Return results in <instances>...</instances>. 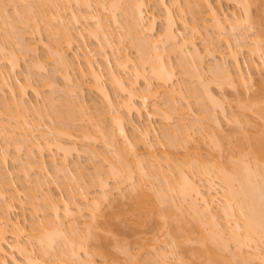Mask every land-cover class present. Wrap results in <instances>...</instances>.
<instances>
[{
	"label": "bare ground",
	"instance_id": "bare-ground-1",
	"mask_svg": "<svg viewBox=\"0 0 264 264\" xmlns=\"http://www.w3.org/2000/svg\"><path fill=\"white\" fill-rule=\"evenodd\" d=\"M11 1L12 0H10V2ZM19 1L21 2V0ZM22 1L23 3L25 1L24 5H30L31 2L40 3L38 0ZM46 1H48V6L50 5L51 8V12L49 10V19L51 18L52 20L50 19V21H54L56 24H53L58 25L57 27L52 28L49 20L47 21L46 16L48 17V15L44 13L45 10H43V12L42 10L36 12L35 7H37V5L34 6V4L31 3V7H28L29 5L26 6L29 8H27V14L29 16L33 15V17L30 18L32 22H34V20L37 21L38 19L41 24L39 22H36V24L39 23L42 25L43 23L46 26H51V28L49 27L48 29L49 31L51 30L50 32H52L54 36V38L53 36L52 38L53 40L55 39L56 44L54 47L48 48L52 55L49 57H52L55 61V65L60 67L58 73L60 72L59 74L61 75L62 80H65L66 83L64 89H59L58 86H55L58 90L53 88L56 92L52 89V93H55L54 95L56 98L57 92L63 90L62 96L65 94V97L69 102L64 100L65 97L62 99L61 96L59 98L68 103L60 102V100L53 102L55 98L53 99L54 95L51 94V96H53H50L51 100L44 101H47V106H49L50 109H53V113H50L49 110L48 112H45L47 111V109L45 110L47 107L45 106L46 104L40 106V108L39 106H36L37 104L32 105L31 102H29L30 104L25 102L23 100L24 94L27 93H25V88L27 89L29 85L27 86L26 84H30V81L25 84V87L24 85L14 84L11 77V73H15L20 66V60L18 59L16 52L13 51V48H17L19 45L26 50L25 47L27 45L23 46L24 43L22 42L23 35H19L20 39L17 40V42L21 40L22 44L19 41L20 44L19 42H15V45L11 44L6 46V44L0 41V80L8 89V92L11 95L10 97L12 98V101L9 100V102L13 105L12 107L7 105L8 107H5V109L8 108L10 110L11 108H14V112L12 111L11 113L9 111L10 115H8L9 117L7 119L0 114V139L4 142L6 149L14 147L17 150H15L17 153L22 152L23 150L27 151V162L23 165L24 167L22 169V171L25 169L26 172H24L26 176L31 172L28 170L38 171L41 175L42 173L44 175L47 174L46 162L43 159L37 161L34 158V151L42 153L44 149H50V152L54 149L63 154L64 159L61 163V169L57 167L58 163L54 157L52 158L51 165L53 168L57 167L56 169L54 168L57 171L56 173H63L66 178H69L72 181V184L79 187L82 186V182L85 184L84 180H86V175L84 176V173L79 170L75 173L68 165V158L76 155L79 158L82 156H88V159L92 161L99 159L102 154L95 148L93 150H87L85 148L83 149L81 146L83 144L80 145L83 139L89 141L88 139H90V136L94 132L99 136V138H95L96 140L98 139L97 142H99L101 138L102 144H105L103 146H105L106 152L109 154V156L107 155L105 157V161L108 163V171H104L105 169L101 165L96 166L95 169L98 168L96 171L94 170L95 173L93 172L92 175L98 181V192L90 197V194L83 190L84 192H81L79 195V198H81L80 202L76 201L75 197H72L73 203H69L64 199L55 198L51 194L49 182L44 179V176H42L43 180H40L42 178H38L39 180L36 179L37 182L35 183L37 184V187L35 185V192H31L32 194L30 193L31 195H29L31 201H33L32 203L35 204L33 206L36 208L33 210L38 218L36 223H34L30 229L31 233L27 234L26 228L22 227L18 220H13L9 215L11 209L14 207L11 199L15 196L9 198L8 194L13 191V195H17L18 191L13 189L14 185L12 182H7L5 180V173L1 172L3 167L1 166L0 264H96V257L103 259L104 261H102L105 264H113L114 262L112 261L114 258L112 257L117 255L116 252H121L126 256H132L130 249L123 244L122 239L124 235H128L125 231L131 233V236L136 237L139 236L141 232L144 233L145 231L143 230H147V228L151 229V233L162 232L161 237L166 238V240L167 238L169 239L168 241L165 240V244L169 246V249L166 247L165 251L164 247L162 252L161 250H157L158 245L156 242L159 238L154 237L149 241V246L152 247V252L154 251L153 253L150 252V255L154 258L150 256L151 258L148 259L152 262H146L147 264H194L192 259L196 257H199V259L203 258V261L205 262L202 264H264V80H262L259 88L255 90L256 92L254 91L253 96L247 99L246 95L245 99L247 100L238 103V113L236 112L232 117L227 115L228 118L225 115L226 111L221 109V114L224 115L222 116L225 117L228 122L237 124V127H239V124L240 126H244L243 123L247 126L250 125L249 122L251 121L247 118L248 114L249 116L252 115L254 117L253 119H257L255 126H253V122H251V124H253L251 126L255 128L256 133H254L258 140L254 139L253 141L256 142L251 146L248 143L247 145L249 147L246 146L247 148L241 147V149H239L235 147V149H238V156L233 153L229 154L226 158L227 162H224L221 158L228 149L225 150L223 141L227 140L226 138L230 135H226V138L224 137L225 140L221 143L220 140H217V136L214 135L215 133L212 130L213 133L210 132L209 129L204 128V124L199 120L200 118H197L198 123L195 121L192 123L193 120L190 122L189 120L191 118L188 120L186 116L188 112H184L183 109V107H185L187 111L189 109L191 110L189 97L195 98V100H197L196 102L201 101L202 104L205 101L206 103H210V106L212 104L213 108H210V106L209 108L205 107L203 110L204 117L207 120L216 123L214 125L220 123L218 122L219 120L217 121L216 116V108L220 106V101L219 98H215V95L211 92L212 90H209V85L205 84L206 81L202 79L205 75L203 71H206L204 69L207 67L204 68L206 65L203 66L202 55L199 54V49L195 44V38L191 35L190 37L192 39L194 38V40H192L187 35H183L179 28H177L178 19L174 14V9L178 7L177 4H179V0H155L156 5L163 12V29L160 33H157V35H155L154 32L158 17H155V14L150 15V18L147 16L149 15L147 0H125V10L123 8L124 12L122 13L125 16V21L123 20L124 27L121 28L124 29L126 27L124 29L126 34L125 37L128 36L126 38H129L138 46V50H136L141 54L138 55V63H136V59H133L130 54L123 55L121 48L115 46L117 44L116 41L121 45L122 38L117 39L115 37V33L109 26L110 22L108 23L107 21L109 18L110 21L112 20L111 23L114 26L115 24L118 26L120 25L118 12L121 8H119L120 3L124 0H94L95 2H92V0ZM235 1L240 7H242L243 15L232 12L230 14L231 20H229L227 16L222 18L219 10L213 6L209 0H203L208 15L211 20L217 24V29L220 33H222L228 25H230V28L233 30L236 28V31L237 29L244 28L239 32L238 39L242 38L239 41V44L242 43L240 47L245 46L249 48L248 53L250 56H256V54L260 53V55H257L260 61L259 63H256L251 59V62L248 61L247 65L249 68L255 70L259 67L264 68V48L262 47L263 45L260 44L261 41L259 43L258 38V40L252 39V35L250 36L248 32H245L252 29L255 25L258 26L261 24L264 26V23H261V17H263L262 15L264 14V6L263 8L257 6V8L259 7V9L256 8V10H258L257 12L254 10L255 14L257 13L256 18L253 17L252 12H254L253 8L256 7L254 3L257 4V2L253 3L252 0ZM261 1L264 2V0ZM4 2V0H0V29L4 28L7 31L9 30L13 35L15 34L14 36L16 38V35L19 34V24L22 25L24 21H18L19 24L16 21V23H13V19H10L11 16L7 13L9 10L7 4ZM47 3L44 4L47 5ZM93 3L96 5V8L98 7L99 12L96 8V13L93 11ZM75 4L77 6L79 5V7L85 8L84 13L76 15L77 13L73 10V5ZM39 5L37 8L41 9L43 5L40 7ZM48 6H46V8H48ZM15 7L14 12H16V16L24 12H20L18 8L16 9ZM32 10H35V13L38 14H32ZM17 11H19V14H17ZM101 11L107 12L108 18L102 17ZM67 15H71V20H75L77 22L76 24L80 23V19L85 22V24L87 23L86 25H88L90 29L86 31L88 32L86 34L91 36L93 40L96 39L95 41L100 42V45L107 49L103 64H105L104 66L111 85H114V90H117V93L119 92V94L123 96L122 99L112 98L110 92L104 86L105 84L102 83L103 75L101 73V68L97 69L95 62L92 59L87 58V68L86 70L78 69L79 74L82 79L87 76L92 80V85L89 86V88L102 97L107 109L104 112L97 110L98 115L95 113L97 117L90 111L91 109L87 107L88 105L83 100L85 82L75 80L76 68L73 67V63L67 57L65 50L63 51V49L60 48L61 44L59 40L61 39L66 47H68L67 50H71L74 49V46L84 37L82 30L76 29L75 31L73 27H70L72 24L70 25L69 23H66ZM37 16H39L40 19L37 18ZM21 17L23 18V16ZM21 19L19 18L18 20ZM253 19L255 21H252ZM180 20L183 23V28L186 29L187 23L182 19ZM73 24V26L76 27L75 23ZM17 27H19V29H17ZM37 28L39 29L40 27ZM16 29L18 31H15ZM195 31H197V29L196 27H193L192 32H194V34ZM20 34L22 33L20 32ZM5 41L6 39L4 42ZM225 43L227 51H229L228 53L233 59V64L232 66L230 63L228 64L227 59L224 60V62L221 61V64H216L217 66L213 67L214 75L212 77L214 79L210 84H214L213 86L218 90L233 88L234 91H236L235 89H240L239 92L241 91L242 94L244 92L247 93L246 89L249 87H247V83L253 81V76L242 69L243 67L240 65L237 50L234 48L233 44H231L232 42L229 41V39H225ZM12 45L14 46L13 48L10 47ZM108 52H111L115 57L116 69L110 64ZM169 52H179L180 59L187 60L185 67L187 65L189 66V59H191V63L193 64L191 57L195 59L196 64L192 65L190 63V66H193V71L197 74L196 77L201 79L198 78L199 82L196 80L198 85L193 83L194 86L186 84L185 87L178 89L175 88V67L172 65V60L170 61L167 57ZM6 61L7 63L5 64ZM184 62H182L183 65ZM41 63L42 62H37L36 66L42 70L44 64ZM196 65L197 67H195ZM33 66L35 65L33 64L31 67ZM36 66L35 68L37 69ZM190 66L189 68H191ZM196 68H198L200 72ZM121 69L125 73L132 74L133 79H131V81H134L126 82L123 79V76H121V72L119 73V70ZM209 70L211 71L212 67ZM141 79L146 83L144 91L146 94H144V96L142 95V97L138 96L136 91V85ZM153 81L157 82L162 87L170 88L172 86V89L171 91H167L164 97L162 96L163 98H160V95L162 94L154 88ZM47 84L49 85L50 83ZM15 86H18L17 88L20 89V98L17 97ZM52 86L54 85L52 84ZM35 90L34 92L38 94L39 92H37V89ZM60 91L58 93H61ZM183 91L186 93L185 95ZM186 95L189 97L187 98ZM138 97H140V99ZM151 97L160 99L159 101L161 102V105L167 107L173 114L179 115L180 118L176 120V123H173L174 127L171 125L172 129L167 128L166 132L163 133L168 141V148L162 151L160 156L157 152H153L151 154L153 160L147 159V162L148 160H152L151 162L149 161L150 163H147L145 161V156L142 154L139 155L136 150L137 147L135 148L133 145L134 143L130 142L131 140L129 139L126 126L128 123V117L133 115H136L138 120L142 119L144 114H146L148 118L150 116L152 117L151 113L148 111V104ZM178 99H181V101ZM58 101L59 104L57 105L56 103H58ZM176 101H178V103H184L185 101V104L179 105ZM60 103H62L63 106L64 104H69V109L78 107L76 109L79 110L76 111L83 115L86 119L84 120L87 121V123H91L89 126L93 129L92 134L89 127H87V129L84 128V131L82 129L81 135L76 134L71 127V129L67 126L52 128L42 125L39 123L41 121L36 123V119L34 120V118V121H31V116L39 115L41 116L39 119H41L43 116L58 114L57 107L62 106ZM205 105L208 106L207 104ZM156 110H160L161 113L164 111L163 107L162 109ZM164 112L161 115H165V120H173V117H171L173 116L172 114L170 116V114L166 112L164 114ZM246 112L248 114H246ZM101 115L110 116L112 124L111 128L100 123L99 119ZM184 115L186 118L183 117ZM83 117H81L82 120ZM244 117L249 122L244 120ZM94 121H96V125H94L95 129L92 125L95 124ZM201 123L203 126H200ZM196 129H198V132ZM89 130L90 132H88ZM144 134L145 137H147L149 135V130L145 129ZM196 135L197 139L194 140V136ZM92 136L91 138L93 139ZM79 137H82L83 139L81 140ZM79 139L81 142H79ZM229 139V143L233 144ZM120 141L125 144L121 142L122 146ZM242 142L243 141L241 140L240 143ZM145 146L149 147L150 144L146 143ZM203 147H205V153L202 152ZM178 150H183V153L180 154L181 157L177 154ZM140 156H144V158H141ZM4 157L0 158V165L5 164L6 157ZM17 157L18 159H16ZM17 157L14 158V161L18 162L21 159L18 155ZM132 169L135 170L136 173L135 171L132 173ZM133 175L135 177L138 176L136 177L137 179H134ZM148 177L150 179L152 178V183L148 182L150 181ZM110 178L113 180L116 179V181L117 179H125V181H129L134 192L138 189L141 190V192H144L146 189L148 191H145L144 194L141 195L138 190L141 198L140 195L137 198L136 196L138 195H134V192L130 191L133 192L134 195L132 198H137L134 199L136 201H134V205H129L133 208L126 209L131 211L124 210V206L122 207L123 210L118 209L119 211H115V213L111 211L112 213L110 212V215L107 213L109 216L106 218V215L102 214L104 213L102 206L103 203L108 202L110 196L114 195L112 192L116 190L119 191L120 199L118 200H121V202L126 199L121 198H124L127 193L126 191L123 193L122 189L120 191L121 184L120 188L117 185L115 186L116 188L113 186L111 190L109 185ZM138 178H141V180H143L142 182L148 183L143 184ZM144 179L149 180L144 181ZM135 180H138V182L136 183ZM155 182L157 184H155ZM145 185H147L148 188H144L146 187ZM78 189L80 190V187ZM130 192L127 194L131 197L133 195ZM138 192H135V194H138ZM120 193L122 194V197ZM128 195H126V197H128ZM111 200L112 199H110L109 202ZM131 200L128 198L130 203ZM41 201L44 203L43 206H40ZM40 207H42L43 211ZM39 211H49L48 213H50L49 215L51 217L45 213V216L40 219L39 215L37 216V214L40 213ZM85 211L88 214L85 215L87 216V219H84L83 217L85 216L82 215ZM170 212H172V214L174 213L173 216L169 215ZM64 218H68L66 220L70 219L69 224L68 222L66 223ZM7 228L10 229V237L7 236ZM152 230L154 232H152ZM123 232L125 234L121 236ZM187 242L195 243L191 249L189 248L192 253L187 251L190 255L189 257L183 258L181 256V258L178 256L176 257L177 262L173 263L168 255H174L175 259L174 249L182 247L183 245L187 246ZM193 243H188V245H192ZM230 243L234 244V251L230 249ZM195 245H198V247L194 248ZM34 248H37V250ZM161 248L159 247L158 249ZM8 250H10V253H8ZM115 250L117 251L114 253Z\"/></svg>",
	"mask_w": 264,
	"mask_h": 264
},
{
	"label": "rangeland",
	"instance_id": "rangeland-1",
	"mask_svg": "<svg viewBox=\"0 0 264 264\" xmlns=\"http://www.w3.org/2000/svg\"><path fill=\"white\" fill-rule=\"evenodd\" d=\"M4 1H5L4 3L7 4V7L9 9V10L7 9L8 10L7 13H8V15L11 16L10 19H13V21H14L13 23H16L18 21H24V22L26 21L25 23L23 22L22 25L19 24V22H18V24L20 25V26L18 25L20 27V29H19V27H17V29H19V31L17 29L15 30V31H18L19 32V34L17 32H15V33L18 34V35H16L17 36L16 38L14 36L15 34L13 35L9 30L8 31L10 33L6 29H4V28H1L0 29V31H1L0 32V38H1L0 41L2 43L6 44V46H9L11 44L15 45V42H17V40L20 39L19 38V35H23V38L21 37L22 40H23L22 42L24 43L23 46L27 45L25 47L26 50L24 49V47L22 48L18 44L17 45L21 49L17 45H16L17 48H15L13 45L10 46L11 48L14 47L16 49L15 50L13 48V51L16 52V54L18 56V59L20 60L19 61V64H20L19 68L16 70L15 73L14 72L11 73L12 81L14 82V84L24 85L25 87H26V85L27 86L29 85V86L33 87V88H31V87L28 86L27 89L24 87L25 88V93L27 92L26 94H24V99L23 100L25 102H28V103L31 102L32 105L37 104L36 106H39V107L40 106H44L45 104H46L45 106H47V103H46L47 101L45 102L44 100H51V97H53V96H51V94H53V95L55 94L54 92L52 93V89L53 88H56L55 86H58L59 89H62V88L64 89L66 87L65 86L66 85L65 80L63 81L62 78H61V75L59 74L60 72L58 73V69L60 67H57L55 65V61L53 60V58L52 57H49V56H52V55H51V53H50V51H49L48 48L49 47H54L55 44H56L55 39L53 40L54 36H53L52 32H50L51 30L49 31V29H48L49 27L51 28V26H49V25L46 26L43 23H42V25H40L41 22H39L40 20L38 21V19H37V18L40 19L39 16H37V18H36L37 21L34 20V22H32V20L30 18L33 17V15L29 16L27 14V12H28L27 8L32 6L31 5L32 2L30 3V1H29V3H30L31 6L29 4H28L29 5L28 6L27 4L24 5L25 4V1L23 3L22 0H21V2L19 0H12L11 2H10V0H4ZM38 1H40V3L37 2V3H32V4H34V6L37 5V7L40 4L39 5V7H40L44 3H47L48 2L46 0H38ZM209 1L211 2V4L213 6H215L219 10V13L222 16V18L225 17V16H227L228 19L231 20L230 14L232 12H236L237 14L243 15V11H242L243 9H242V7H240L239 4L235 0L234 1L236 3L233 0H209ZM252 1H253V3L254 2H257V4L254 3L256 5V7L253 8V11L254 10L256 12L258 11V10H256L257 6H261L263 8L264 2H262L261 0L260 1L252 0ZM26 2H28V1H26ZM92 2H95V1L92 0ZM124 2H125V0L120 3L119 8L120 7L121 8L119 9V12H118L119 13L118 20H120V23L119 24L120 25H123V26H120V25L118 26L116 24L114 26L111 23L112 20L110 21V19L108 18V15H107L108 13L105 12V11H101V13H102V17L108 18L107 21H108V23L110 22L109 23V26H110V29L115 33V37L117 39L118 38H120V39L122 38L121 45H119V43L116 41L117 44L115 46L117 48L118 47L121 48L123 55L124 54H130L133 59H136V63H138V61H137V59H139L138 58V55H141L137 51L138 50V46H137L136 43H133L129 38H126L128 36L125 37L126 34H125V30L124 29L126 27L124 29L121 28V27H124L123 20L125 21V16L122 14L124 12V10H125V3L126 2L125 3ZM178 2H179V4H177L178 7H176L174 9V14H175V16H177V19H178L177 28H179V30L181 31V33L183 35H185V36L187 35L188 37H190L192 35V37L195 38V41H196L195 44L197 45V47L199 49V54L202 55V60L204 61V62L202 61L203 66L206 65L204 68H206V67L208 68V69L207 68L204 69V70H206V71H203L205 75L203 76V78L202 77L201 78L206 81L205 84H208L209 85V87H210L209 90H212L211 92H213V94L215 95V98L216 97H217V99L219 98V101H220L219 102L220 103V106L217 107L218 109L216 108L217 121L219 120L218 122H220V123L217 124V125H214L216 123H213L212 121L207 120L204 117L205 115L203 114V110L205 109V107L209 108V106H210L209 105L210 103H206L205 101L203 102V104H202L201 101L200 102L198 101L199 102L198 103V102H196L197 100H195V98H193V97L191 98L188 95H186L187 98L189 97V103H190L191 110L189 109L187 111L185 109V107H183V109H184V112H186V113L188 112L187 114L186 113L185 114H186L188 120L191 118L189 120L190 122H192V120H193L192 123H194V121L197 122V118L198 119L200 118L199 120L204 124V128L205 129H209L210 132L213 131L215 133L214 135L217 136L216 137L217 140H220L221 143H222L223 140H225L226 135H230L228 138H226L227 140L223 141V143L225 145V146L223 145L224 148H225V150H227V149L228 150L225 152V154L221 158L224 162L225 161L227 162V159L226 158L229 156V154H232L233 153L234 155H237L238 156V149H235V147H237L239 149H241V147L242 148H245L246 146H248L247 145L248 143H249L250 146L253 145L254 142H256V141H253L254 139L255 140H258L257 136L255 135V133H256L255 132V128H253L251 126L253 124H254L253 126H255V123H257L256 122L257 119H253L254 117L252 115L249 116V114L246 112V114H248L247 115L248 120L251 121V122H253V124H251V122H249L248 120H246L245 117H244V120L248 121L250 123V125L248 124L249 126H247L245 123H243L244 126H240V124H239V127H237L238 126L237 124L228 122L225 119V117H223L224 115L221 114V112H222L221 109H224V111H226L225 112V115L226 116L228 115L229 117H232L236 112L237 113L239 112V108H238V105L239 104L238 103L249 99V97H251V96L254 95V91L259 88L260 84L262 83V80H264V68L259 67V68H257V70H255V69L249 68L248 65H247V63L251 59H253L252 61H254L256 63H259L260 61H259V58L257 57V55H260V53L259 54H256V56L255 55H251L250 56L249 53H248L249 48H247L245 46L244 47L243 46L240 47V45L242 43L240 42L241 44H239V41L242 38L241 39H238L239 38V34H240L239 32L242 29H244V28L239 29V30L237 29V31H236L235 30L236 28L233 30V29L230 28V25H228V26L225 27L224 31L222 33H220V31L217 29V24L214 23L213 20H211L210 16L208 15V12H207V9L204 6L203 0H179ZM41 3H43V4H41ZM123 3H124V5H123ZM147 3H148V8L147 9H148V13H149V15H147V16H149V18H150V15L155 14L154 16L155 17L156 16L158 17V19L156 21V26H155V32H154V34L157 35V33H160V31L163 29V19H162L163 18V12L156 5V1L155 0H147ZM92 5H93V8H94L93 11L95 12V8H96L95 6L96 5H94V3ZM26 6H28V7H26ZM44 6H45V8H44ZM46 6H48V3H47V5L44 4L42 6L44 9L42 7H41V9L35 7L36 8V12L37 11H40V10H42V12H43V10H45V11L47 10L46 11L47 13L44 11V13L46 15H48V17L45 15L46 16V19H47V21L49 20V22L52 25V28L53 27L55 28L58 25H55L56 23L54 21H50L51 18L49 19L50 12H51L50 5L48 6V8H46ZM14 7L16 9L18 8V10L20 12H23V11L24 12L21 13V14H19V11H17L18 12L17 14H19V15L16 16L15 15L16 12H14ZM253 7H254V5H253ZM73 8H74L73 10L75 11V13H77L76 15H79V13L80 14L81 13H84V11H85V8L79 7V5L77 6L76 4L73 5ZM123 8H124V10H123ZM92 9H91V11H92ZM257 9H259V7ZM49 10H50V12H49ZM96 10L99 12L98 7L96 8ZM93 11H92V13H93ZM255 11L252 12L253 13L252 14L253 17H256L257 16L256 15L257 13L255 14ZM103 12H105V13H103ZM263 13H264V11H263ZM32 14H36L37 15L38 13H35V10L34 11L32 10ZM20 15L23 16V18ZM105 15H107V16H105ZM18 16H19L20 19L21 18L22 19L21 20H18L19 19ZM259 16H260V14H259ZM262 16L264 17V14ZM34 17H36V16H34ZM263 17H261L262 18L261 19L262 20L261 23H264V18ZM66 18H67V20H66L67 22L66 23H69L70 25L72 24L70 27H73L75 29V31H76V29L82 30L83 31L82 34L84 35V37L81 40H79V43H77L74 46V49H71V50H67L68 47H66L65 43H63V41H61L62 40L61 39V40H59L60 41V44H61L60 48L63 49V51L65 50L67 57L73 63V67L76 68L75 80L76 81H79V82L80 81H84L85 82V84H84V88L85 89H84V94H83L84 95L83 96V100H84V102L88 106L86 104L85 105L87 107H89L91 109L90 111L92 113H94V115L97 117V115H98L97 112L98 111L104 112L107 109H106V104L103 101L102 97L99 96L95 91H93V90H91L89 88V86L92 85V80L89 77H87V76H85L82 79L81 76H80V74H79L78 69L86 70V68H87V66H86L87 58H90V59H92L95 62V65H96L97 69H100L101 68V73L103 75V81H102V83L105 84V85L104 84L103 85L110 92L112 98H114V99H118V98L119 99H122L123 96L120 95L119 92L117 93V90H114V87H113L114 85L113 86L111 85V82L109 80V76H108L107 71H106L105 66H104L105 64H103L104 63L103 62V59L105 58L107 49L104 48L102 45H100V42L95 41L96 39L93 40V38L91 36H88V34H86V33H88L86 31L90 29V27L88 25H86L87 23L85 24V22L81 21V19H80V23L81 24L80 23L76 24L77 22L75 20H73L75 22H73L71 20L72 19L71 15H67ZM24 19H26V20H24ZM180 19L184 20L187 23V25H186L187 28L186 29L183 28V26H182L183 23L181 22ZM252 21H255V20L253 19ZM36 22H39L40 24L37 23L38 24L37 25ZM78 22H79V19H78ZM53 23H55V24H53ZM73 23H75L76 27L73 26L74 25ZM53 25H55V26H53ZM77 25H79V26H77ZM262 26L263 25H261V24L258 25V26L255 25V26H253L252 29L247 30L245 32H248V34L250 36L252 35V39H255L256 40L258 38L259 39L258 42L260 43V41H261L260 44H262L263 45L262 47L264 48V26L263 27ZM35 27H36V30H35ZM37 27H40V28L38 29ZM193 27H196V29L198 31V32L195 31V34H194V32H192V28ZM232 28H234V27H232ZM3 31L4 32H8L9 34L8 33H4ZM20 32L22 34H20ZM259 32H261V33H259ZM259 34H260L261 37L259 36ZM52 36H53V38H52ZM194 38L193 39L191 38V39L194 40ZM5 39H6V41L4 42ZM14 39H16V40H14ZM225 39H227V40L229 39V41L232 42L231 44H233L234 48L237 50V54H238V59L240 61V65H242V67H243L242 69H244L246 73L251 74L253 76V81H251L250 83H247L248 84L247 87L248 86L249 87H248V89H246L247 90V93L246 92L243 93L244 95L241 93V91L239 92L240 89L239 90L238 89H235L237 92L234 91L233 88L232 89L231 88H225L223 90H218V89H216L215 86H213L214 84H210L213 81V79H214L212 77L214 75L213 74V69H214L213 67L214 66H217L218 64H221V61L224 62V60H226V59L228 61V62L226 61L228 64L230 63L231 66L233 64L232 63L233 59L230 57V55L228 53L229 51H227ZM7 41H8V43H7ZM19 41L21 42V40H19ZM262 41H263V43H262ZM9 42H10V44H9ZM20 42H19V44H20ZM22 42H21V44H22ZM133 44H135V45H133ZM238 44H239V46H238ZM208 48H209V50H208ZM108 55H109L108 58H109L110 64L112 65V67L114 69H116V66H115L116 63H115V59H114L115 57L112 55L111 52H108ZM167 55H168L167 57L170 59V61L172 60L171 61L173 63L172 65L175 67L174 68L175 74H176V84H175V88L178 89V88H181V87H185L186 84L189 85V86L190 85L191 86L192 85L194 86V84L195 85H198L197 82H199L198 80L200 78L198 77L199 78L198 79L196 77L197 74H195L196 72L193 71L194 70L192 68L193 66L192 67L190 66V63H191V59H189L190 57L187 58V59H189L188 61L190 63L189 62L188 63H189V66L191 68H189V66L187 65L188 63L186 64L187 66L185 67V63H186L187 60L185 61L182 58L180 59L179 52H177V53L176 52L175 53L169 52V54H167ZM201 55H199V56H201ZM223 56H224V58H223ZM191 58H192L193 64L195 65L196 64L195 59L193 57H191ZM181 60H183V61H181ZM36 61L37 62H42L41 64H44L43 65L44 71H43V69L41 70V69H39L36 66L37 65V62ZM182 62H184V65L182 64ZM6 63H7V61L5 62V64ZM5 64L3 63L4 66H5ZM33 64L37 67V69L35 68V66L31 67ZM195 67H197V65ZM211 67H212V70L210 71L209 69H211ZM215 68H217V67H215ZM5 69H6V67H5ZM196 69L198 70V68H196ZM121 70H119V73L121 72L120 74H121V76H123V79L126 82H133L134 81V80L131 81V79H133L132 78V74L130 75V73H127V72L125 73L123 70L122 71ZM198 71L200 72V70H198ZM198 74H200V73H198ZM196 80H197V82H196ZM29 81H30V84L27 83ZM44 82H46V83H44ZM144 82L141 79V80L138 81L139 84L137 83V85H136V91L138 93V96H140V97H142V95L144 96V94H146L144 92L145 91V85H146V83H144ZM47 83H50V84L48 85ZM51 83L54 86H52ZM153 86H154L155 89H157L158 91H160V93L162 94V95H160V98H163L164 95H165V93L167 91H171V89H172L171 88L172 86L170 88L169 87H162L161 85H159L155 81H153ZM17 87L18 86H15L16 93H17V97H19V95H20L19 90L20 89H18ZM197 88H199V87H197ZM35 89H37V92H39L38 94L35 93L36 92ZM66 89H68V88H66ZM34 90H35V92H34ZM56 90H58V88H56ZM62 91H60L61 93H58L57 92V94H56V98L57 99L55 98V95H54L53 99L54 98L55 99L53 100V102L54 101L56 102V100H60V102H63V103H68L69 102L68 99L65 97V94H64V96H62L63 95L62 94L63 93ZM183 93H184V95L186 94L184 91H183ZM10 96L11 95L8 92V89L1 83V80H0V114H2L5 119H7L9 117L8 115H10V112L11 113H12V111L14 112V110H13L14 108H11L13 105H12L11 102H9V100L12 99ZM60 96H61L62 99H64V97H65L64 100H66L68 102H64V100H61V98H59ZM245 96H246L247 99H245ZM48 97H50V98H48ZM140 97H138V98L140 99ZM73 100H72V102H73ZM159 100L160 99L155 98V97H151L150 100H149L148 111L152 115V117L150 116L151 118L150 117L148 118V116L146 114H144V117L142 119H139L138 120L137 116L136 115H133L131 117H128V123H127V126H126V130H127L129 139L131 140L130 142L131 143L132 142L134 143L133 145H134L135 148L137 147L136 150H137V153L139 155L142 154V155L145 156V158H146L145 161L146 162H147V159H152L153 160V158L151 157V154L153 152H157L159 154V156H160L161 155V152L164 151V150H166L168 148V143H167L168 141L165 138L166 136L163 135V133L166 132L167 128L168 129L169 128L172 129L173 123H176L177 122L176 120H178V118H180L179 115L173 114L171 111H169V109L167 107H164V105H161L160 104L161 102ZM178 100L181 101V99H178ZM74 102H75V100H74ZM176 102L179 105L185 104V101H184V103H181V102L178 103V101H176ZM204 103L207 104L208 106H206ZM56 104L58 105L59 104V101ZM222 104H223V106H222ZM7 105L8 106H11L10 107L11 108L10 110L8 108L5 109V107H8ZM60 105H62V106L57 107V111H58L57 113L58 114H56V115H53L52 114L51 116H43L41 119H39V117H41L39 115L31 116L30 117L31 121H34L36 119V121H35L36 123L38 121H41L39 123H41L42 125H46V126L52 127V128L53 127H60L61 128V127H65V126H67L69 128L71 127L76 134H81L82 129L84 131L85 130L84 128L87 129V127H89V129L91 130V134H92L93 129H92L91 126H89V125H91V123L90 124H89V122L87 123V121H85L86 119L83 117V115L80 114V113H78L76 111V110H79V109H76L78 107H74L73 109L72 108L69 109L68 108V105L69 104L68 105L67 104H64V106H63V104L60 103ZM160 106H161V108H160ZM221 106H222V108H221ZM162 107H163V110L166 113L170 114V116H171V114L173 115V116H171V117H173V120H171V121L165 120V118H164L165 115H161L164 111L161 113L160 110L159 111L156 110V109H162ZM211 107L213 108V105L212 104H211L210 108ZM46 109H47V111H45V112H48V110H49L50 113H53V109H50L49 106H47L45 108V110ZM71 109H72V111H71ZM42 110H43V107H42ZM8 112H9V114H8ZM165 112H164V114H165ZM72 113H73V116H72ZM101 116H100V119H99L100 120V123L104 124L105 126H108V128H111L112 127L111 126L112 124H111V121H110V116L109 115H107V116L103 115L102 117ZM36 117H38V118H36ZM81 117H83V120L84 119L85 120L83 121ZM183 117L186 118L185 115ZM250 117H251V119H250ZM33 118H34V120H33ZM88 120H89V118H88ZM99 120H98V122H99ZM174 120H175V122H174ZM259 121H261V120H259ZM95 122L96 121H94V123ZM190 122H188V123H190ZM202 123L200 124V126L202 125ZM258 124H259V122H258ZM92 125H93V127L95 129V126L94 125H96V123L95 124H92ZM245 126H246V128H245ZM242 128H244V129H242ZM145 129H148L149 130V135L147 137H145V134H144V130ZM240 129H242V130H240ZM90 130L88 132H90ZM252 130H254V131H252ZM196 131L198 132V129H196ZM207 133H208V131H207ZM93 134H92L93 136L91 135L93 137V139L90 136V139L91 140L88 139L89 141H87L86 139H85L86 140L85 141L82 137H79L81 140L83 139L82 142L79 139V142H81L80 145L83 144L81 146L83 147V149L85 148L87 150H90V149L93 150L95 148L98 152H100L102 154V156L100 157L102 160L99 158L100 160L97 159L96 161L95 160L92 161V160H89L88 159L89 158L88 156H82V157L79 158L76 155H73L72 157L68 158V165L70 166V168H72V170L75 173H77L76 171L79 170V171H81V172L84 173V176L86 175L85 176L86 177L85 178L86 180H84L85 181V184H84V182H82V186H79L80 187V190L78 189L79 187L76 186L75 184H72V181L69 178H66L63 173H60V172L56 173L57 171L55 169L57 167L61 169V165H62L61 163H62V161L64 159L63 158V154L57 152L54 149H52L51 152L49 151L50 149L49 150L48 149H46V150L44 149V151L42 153H40L39 151H34V155H35L34 158L37 161L39 159H43L46 162V166H47V172L46 173L47 174L44 175L42 173V175H41V174L38 173V171L36 172V171L28 170V171H31V172H29V175L27 174V176H26L25 169L23 171H22V169L24 167L23 165H25L26 162H27V151L26 150H23L22 152L17 153L16 152L17 150L14 147H10L9 149H6L4 142L2 141V139H0V158H2L4 156L6 157L5 164L4 165L3 164L0 165V169H1V166H3L1 172L2 173H5L4 178H5V180L7 182H12L13 183V185H14V188L13 189H16L18 191L17 195H13L14 194L13 191L8 194V197L9 198L11 196H15L13 199H11L13 201V206L14 207H13V209H11L9 215H10V217L13 220H18L20 222V224H21L22 227H25L26 228L27 234L31 233L30 232V229H31L32 225L34 223H36L37 218H38V217H36V213L33 210L34 208H36L35 206H33L35 204L32 203L33 201H31V198H30V195L35 192L34 191L35 185L37 187V184L35 183V182H37L36 179L39 180L38 178H42V176H44V179L49 182V187H50L51 194L55 198L64 199V200H66L69 203H73V200L72 199L74 197L76 198L75 199L76 201H79L80 202L81 198H79L80 197L79 195H80L81 192H84V191L85 192H88L90 194V197L94 196L98 192V190H99L98 181L96 180L95 177H93L92 173L94 172V170L96 171V169L98 168L97 167L95 169V167L96 166H100V165L105 169V170L103 169L104 171H106V172L108 171L107 170L108 169V166H107L108 163L105 161V157L107 155L109 156V154L106 152L105 146H103L105 144H102L101 138H100V141H99L100 143H99V142H97L98 139L97 140L95 139V138H99V136L96 133H94V132H93ZM81 135H79V136H81ZM244 135H246V136H244ZM83 136H84V134H83ZM94 136H96V137H94ZM242 137H244V138H242ZM194 138H195L194 140H196L197 139V135L194 136ZM222 138H224V139H222ZM228 139L233 144H230L229 141H228ZM240 139L243 141L242 143H240L241 142ZM237 140H238V142H237ZM122 141H120V144L121 145H122V143L125 144ZM146 143L150 144V146L149 147H146L145 146ZM189 147H191V146H189ZM233 147H234V150H233ZM205 151H206L205 150V147H203L202 148V152L205 153ZM182 153H183V150H181V151L178 150V153L177 154H178L179 157H181L180 154H182ZM17 155L21 159L18 162L17 161H14V158H16ZM144 156H140V157L141 158H144ZM53 157L57 160V163L59 165V166L57 165L56 168L54 167L55 169L51 165V161H52V158ZM16 159H18V157ZM129 160H131V159H129ZM149 161L150 160H148L147 163H150L151 162V161L150 162ZM130 163H131V161H130ZM134 171L135 170H133L132 173H134ZM135 173H136V171H135ZM89 176L91 177V179L92 178H94V179L91 180ZM136 177H138V176H136ZM136 177L134 176V179H137ZM149 179H144V181H147ZM151 179L148 182H151ZM40 180H43V178L40 179ZM109 180H110L109 181V183H110L109 185H110L111 190H112V187L113 186L115 187L117 185L120 188V184H121L120 191L122 189L123 193L125 191L127 193H129L130 191H133L132 188H131L132 187L131 183L129 181H125V179H117V181H116V179L113 180L112 178H110ZM138 180L140 181L141 178L140 179L138 178ZM138 180L137 181L135 180V182L137 183ZM142 181L143 180H141V182ZM148 182H145V183L147 184ZM142 183L145 184L144 182H142ZM155 184H157V183L155 182ZM145 186L146 187H144V188H148L147 185H145ZM138 190L137 191L135 190V192H138ZM139 191H140V193L142 195V194H144L145 191H148V190L146 189V190H144V192H141V190H139ZM118 192H119L118 190L113 191L112 193L114 195L112 194L113 196H110V198H109V200L110 199H112V200L110 202L108 200V202L103 203L102 210H103L104 213H102V214L103 215L105 214L106 215L105 216L106 218H108L107 216L110 215V212L111 211H113L114 213H115V211L118 212L119 210H123L122 207H124V206H125L124 207V210H126L127 208H131L132 209L133 207H131L132 206L131 204L134 205V201H135L134 199H137L139 197V195H140L139 192H138V194H135V192L133 191L134 192V195H138V196H136L137 198H132V197H134L133 192H130L133 195L131 197H130V195H128L126 193V195H128V197H126V195H125V197L123 196L124 198H121V199H125V198L126 199L125 200H122V202H121V200L120 201L118 200V199H120V197H119L120 195H119ZM141 195H140V198H141ZM121 197H122V194H121ZM128 198L130 200L132 199L131 200V203H130V201H128ZM41 203H42V205H41ZM43 204H44L43 201H41L40 202V206H43ZM129 205H131V206H129ZM40 209L42 210V207H40ZM42 211H39L40 213L37 214V216L39 215V218L40 219H42L45 216V213H46V215H48L49 217H51L49 215L50 213H48L49 211H47V212H45V211L42 212ZM126 211H129V209L126 210ZM107 213H109V215H107ZM170 213H169V215L170 216L171 215L173 216L174 213L173 214H172V212H170ZM82 215L85 216V215H88V214L85 211V213H83ZM220 215H221V212H220ZM83 218L84 219L85 218L87 219V216H85ZM106 218H104V219H106ZM66 219H68V218H66ZM66 219H65L66 223L68 222V224H69L70 219L69 220H66ZM104 221H106V220H104ZM102 222H103V220H102ZM150 230L151 229L147 228V230H143V231H145L144 233L141 232V234L139 236H136V237L131 236V233H129L128 231H125V232H127L128 235H126L123 232L121 234V236L123 234H125V235H124L123 239H122V237H121V239L123 240V244H125L130 249V253L132 254V256H126V255L122 254L121 252H116L117 250H115L114 253L116 252L117 255L114 254L116 256H113L112 257V258L115 259V261H114V259L112 261V262H114L113 264H147V263H149L151 261L149 259L151 257H153L152 255H150V252H152V247L149 246V241L152 238H154V237L159 238L157 240V242H156V244L158 245L157 247L158 248L159 247L160 248L162 247L161 249H158L157 248V250H161V252H162L163 251L162 249L164 247H165V251H166V247H167V249H169V246H167L165 244L166 238L161 237V233L162 232H154L152 230V232H154V233H151ZM6 232H7V236L10 237L11 236L10 229L7 228ZM168 240L169 239L167 238L166 241H168ZM188 243H193V242H187V246L183 245L185 247L182 246V247H179V248L174 249L175 250V259H174V255L171 256L172 254L168 255V253H167V255L170 257L169 259L173 263H176L177 262V260H176L177 258L176 257H178V256H180V257L182 256L183 258H187V257L190 256L187 251H190L191 247L195 243H193L192 245H188ZM167 244H169V243H167ZM233 245H234L233 243H230V249L234 251L235 249H234V246ZM195 246H194V248H197L198 247V245L196 247ZM34 249L37 250V248H34ZM8 253H10V250H8ZM194 254H196V253H194ZM16 256L18 257L17 254H16ZM197 256H199V255H197ZM95 260H96V264L97 263L98 264H105L103 262L104 261L103 259H100V258H97L96 257ZM173 260H175V261H173ZM192 261L194 262V264H202L203 262H205V261H203V258L199 259V257L198 258L196 257V258L192 259Z\"/></svg>",
	"mask_w": 264,
	"mask_h": 264
}]
</instances>
